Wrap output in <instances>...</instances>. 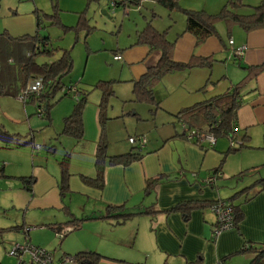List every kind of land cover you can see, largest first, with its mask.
I'll return each mask as SVG.
<instances>
[{"label":"crops","instance_id":"obj_1","mask_svg":"<svg viewBox=\"0 0 264 264\" xmlns=\"http://www.w3.org/2000/svg\"><path fill=\"white\" fill-rule=\"evenodd\" d=\"M4 1L0 4L1 31L12 38L34 36L36 9L24 7L21 0L7 6ZM227 1L204 0L194 6L178 0L176 3L177 8L179 5L184 10L217 15ZM241 2L245 7L237 13L245 16L264 0ZM171 14L167 28L144 18L141 25H135V32L127 36V41L117 42L113 54H119L121 60L113 59L118 63V76L115 87L110 89L119 102L111 109L105 105L101 112L103 126L99 119L102 95L94 108L87 109L85 105L80 140L61 134L63 121L75 102L56 105L44 117L30 120L31 115L36 116L35 108L29 113L16 98L0 95L17 102L0 124L10 135L5 142L0 140V210L10 208L22 213L18 228L24 235L26 228L46 232L58 226L64 228L60 232L64 234L71 230L68 223L72 220H94L104 215L107 207H119L123 213L134 216L120 223L114 219L90 220L92 223L84 222L81 227L100 222V233L115 234L114 245L122 246L123 239L133 241L140 255L138 261L143 264H216L219 260L225 264H248L253 255L242 253L243 246L264 244V69L249 76L250 69L264 65V18L261 28L248 32L238 25L217 22L216 34L196 46V38L185 32L186 20L181 28L175 27ZM147 23L156 31L165 32L166 39L174 43L173 61L187 63L193 57L213 61L209 67L162 77L153 88L157 107L135 102L132 94L133 81L156 65L161 56L159 50L137 44L138 32ZM230 40L234 47H245L237 62L225 59ZM241 83L235 140L244 146L236 149L237 146L232 152L225 137L217 138L212 148L207 144L199 148L187 141L181 130L186 116L182 119L177 115ZM14 89L20 87H12L11 91ZM24 121L28 123L23 134L7 126L8 122L12 125ZM139 136L146 140L143 147L128 142ZM100 139L106 144L109 157L129 152L140 154L139 160L126 166L107 165L102 188L84 181L96 176L95 149ZM28 145H32L31 149ZM65 155L69 156L68 192L61 196L58 163ZM215 169L220 171L221 178L212 186L204 185L203 179ZM152 180L157 182L145 193L146 182ZM220 199L232 200L241 218L234 229L214 239L216 218L209 205ZM181 205H187V210H178ZM34 245L42 247L43 243L37 241Z\"/></svg>","mask_w":264,"mask_h":264},{"label":"trees","instance_id":"obj_2","mask_svg":"<svg viewBox=\"0 0 264 264\" xmlns=\"http://www.w3.org/2000/svg\"><path fill=\"white\" fill-rule=\"evenodd\" d=\"M97 1V0H89ZM160 5L169 9L170 11L177 7V0H156ZM129 4L139 5L140 0H130ZM245 5L241 0H228L226 5L217 15H209L204 11H188L183 10L186 20L185 32L192 34L196 38V46L200 45L206 38L214 36L215 24L217 22H225L227 25H238L242 27L246 32L261 28L264 18V2L260 5L251 8L252 13L249 15H240L237 11L244 8ZM36 18V25L38 30H43L41 27L42 19H47L51 23H58L56 14L45 15L41 12L34 11ZM36 29V30H37ZM137 44L147 45L152 49L159 50L161 53L160 59L156 65L149 67L146 73L136 81H133L132 94L135 102L146 103L148 105L158 106L155 99H153V88L161 80L162 77L177 71L191 70L194 68L209 67L213 61L210 59L191 58L187 63H178L173 61V42H169L165 37V32L156 31L150 23L138 32ZM46 45V47H44ZM69 51H62L58 58H54L57 51L50 45L48 36L35 33L34 36H22L18 38H12L6 31L0 32V95L16 98L19 91L27 86V83L34 78H40L43 80L44 90L41 97L38 99L46 105V114L49 109L54 105L53 100L58 91L64 87L62 85L63 77L67 76L73 67V61ZM46 57L52 59L43 63H38L37 58ZM264 69V65L250 69L249 76L254 77L261 70ZM111 82H101L98 84V89H101L102 98L99 105L100 109V125L103 126V109L106 105V100L113 95V91L110 89ZM244 84V83H243ZM15 85L20 89H14ZM242 86L238 84L231 88L227 93L213 97L210 100L197 104L191 108H187L180 112L177 116H186L185 126L188 129L198 130L199 132H206L212 134L216 139L219 137H225L227 139L235 140L236 132V119L237 110L239 108V90ZM80 96L76 100L73 109L68 117L63 121V127L61 134L71 137L75 140H80L83 137V120L82 113L86 104V96L79 92ZM66 96V95H63ZM61 96V97H63ZM36 100V99H35ZM32 100L31 104L35 102ZM28 104V103H27ZM26 104V105H27ZM45 114V115H46ZM44 115V116H45ZM43 116V117H44ZM184 121V120H183ZM10 138L3 129L0 127V140L2 142L7 141ZM239 149L244 145L239 143ZM106 144L103 139H100L96 153H95V170L96 176L94 179L85 178V183L96 185V187L102 188L103 186V174L107 165H128L136 160H139L140 154L137 152H129L127 154L111 156L106 153ZM230 150L236 151L232 148ZM60 180L59 191L60 195L64 196L68 192V164L69 156L65 155L60 161ZM220 173L215 169L211 175ZM221 174V173H220ZM221 177H219L220 179ZM157 180L147 181L145 187V193L149 192V189L155 184ZM30 188L26 187V190ZM232 203L234 214V228L237 226L240 220V212L237 207L234 206L232 200H228ZM212 203L209 205L211 206ZM187 205H181L178 210L186 211ZM193 208V207H192ZM134 214L123 213L121 208L107 207L105 214L97 216V220H110L114 219L116 222H125ZM93 220L92 218H83L79 220H72L68 224L71 225L70 231H65L62 234L63 238L70 232L81 228V224ZM93 220V221H94ZM18 228V227H17ZM16 228V229H17ZM19 229V228H18ZM56 234H60L64 228L61 226L52 228ZM1 231V230H0ZM242 253H250L253 255L248 264H264V244L259 247H251L250 245H244ZM105 259L103 256L94 252H80L76 254L71 260L75 264H98L101 260ZM220 264H225L224 260L218 261Z\"/></svg>","mask_w":264,"mask_h":264},{"label":"rangeland","instance_id":"obj_3","mask_svg":"<svg viewBox=\"0 0 264 264\" xmlns=\"http://www.w3.org/2000/svg\"><path fill=\"white\" fill-rule=\"evenodd\" d=\"M2 1L0 0V4ZM13 1L5 0L4 5H11ZM21 1V4L25 5L24 7L32 10L36 9L42 14H56L58 23H51L47 19H42L41 27L43 31L41 34L48 36L52 48L57 51V53H54L55 59L59 57L60 52L64 50L69 51L73 67L71 72L63 77L61 83L63 86H77L79 92L87 98L85 104L87 109L94 108L99 98H101L102 92L101 89H98L99 83L112 81L110 86H112V89L115 87L116 82L114 80L118 76V63L113 61V50L118 41L121 43L127 41V36L135 32V25H141L145 18L146 21L152 20V22L158 23L160 28H167L169 20H171V12V16L173 17L172 22L175 24V27L180 26L181 28L185 21L184 9L179 5L174 11L169 12L168 9L158 4L156 0H140L142 2H139L138 6L129 4L127 15L124 14L122 6H118L117 8L110 7L111 5L108 0ZM178 2L187 6H194L198 3H203L204 0H178ZM152 8L155 11H152ZM103 11L106 14H103ZM160 11H162V15ZM151 12L155 14L154 18ZM1 30L3 28L0 26V32H2ZM229 54H231L230 50L225 59L229 57ZM36 61L42 63L52 61V59L38 57ZM61 96L63 95L58 91L52 102L55 104L52 108L59 104L63 105L66 103L70 105L73 102L76 103L72 95L63 96L58 101ZM117 99L116 96H113L106 100L108 109H111L113 104L119 102ZM12 101L11 98L0 97V124L2 125L5 122L4 118L10 114L11 106L17 105L18 102L22 107V104L17 99V102ZM26 109L27 112L32 113L34 110L33 104L28 103ZM33 118L38 119L37 116L31 115L30 120ZM27 123L24 121V123L11 125L8 122L7 126L23 134ZM38 139L36 138L37 141ZM31 146L28 145L29 149H31ZM21 214L16 209L0 210V264H15L17 262L15 258L8 257L7 252L12 248L15 241L17 244H25L26 240L24 238L28 239V243L31 241L32 245L37 243V241H41L43 245L40 248L53 255L54 264H60L61 259L65 258H70L71 260L76 254L88 252V250L110 258L109 260L103 259L98 264H143L138 261L140 255L132 244L133 241L123 239L121 240L122 246L114 245L115 234L107 235L103 232L100 233V226L97 224L100 222L81 227L60 239L50 229L46 232H40L43 229L32 228L28 230L26 228L25 231L27 230V233L24 235V232L17 228L22 224ZM62 264L73 263L63 260Z\"/></svg>","mask_w":264,"mask_h":264},{"label":"built area","instance_id":"obj_4","mask_svg":"<svg viewBox=\"0 0 264 264\" xmlns=\"http://www.w3.org/2000/svg\"><path fill=\"white\" fill-rule=\"evenodd\" d=\"M110 2V7L117 8L118 6L123 7L124 14L128 13V6L130 0H108ZM41 30L37 29V34H39ZM46 47V45L44 46ZM230 52L228 60L231 61H239L245 52V47H234L233 41H229ZM113 59L116 61L121 60V56L116 54L113 56ZM44 90L43 80L40 78L31 79L27 86L19 91L16 96V99L20 102V104L26 105L27 103L35 100L33 103L36 116L43 117L46 114V105L42 103V101L38 100ZM62 95H72V97L77 100L80 96L79 90L77 86H64L61 89ZM182 133L185 135L187 141L191 142L194 146L203 148L202 145L207 144L209 148L213 147V144L216 142V138L206 132H199L198 130H190L188 129L185 124H181ZM230 148L234 149L235 147L239 146L240 142L237 143L236 140L228 139ZM128 142L131 145H138L139 148L143 147L146 143L144 137L138 138H130ZM36 151L39 150V147L35 148ZM194 176V175H193ZM221 177L220 173H216L215 175H210L207 178L203 179V184L207 186H212L215 184V181ZM232 203L228 200H216L212 203L210 207L211 212L215 215L216 223L212 230V237L216 239L222 233L227 232L229 230L234 229V214H233V207L231 206ZM27 237V236H26ZM28 238V237H27ZM57 238L62 239V234H57ZM26 240L25 244H17L15 243L12 248L7 252L8 257L15 258L17 262L15 264H53V257L52 255L45 251L44 249L34 246L31 243H28V239ZM67 262H71L75 264L70 258L64 259ZM216 264H220L217 262Z\"/></svg>","mask_w":264,"mask_h":264}]
</instances>
